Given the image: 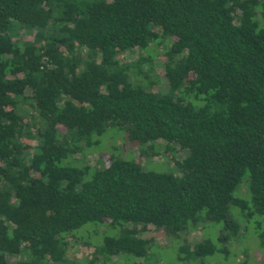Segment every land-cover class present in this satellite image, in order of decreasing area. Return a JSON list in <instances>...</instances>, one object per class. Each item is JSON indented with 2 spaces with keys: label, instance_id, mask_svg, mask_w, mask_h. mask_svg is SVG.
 Here are the masks:
<instances>
[{
  "label": "trees",
  "instance_id": "1",
  "mask_svg": "<svg viewBox=\"0 0 264 264\" xmlns=\"http://www.w3.org/2000/svg\"><path fill=\"white\" fill-rule=\"evenodd\" d=\"M109 129L145 156L171 148L176 170L77 163ZM262 217L264 0H0V264H71L70 236L103 225L90 264H139L151 226L237 234ZM185 246L181 264L219 251Z\"/></svg>",
  "mask_w": 264,
  "mask_h": 264
},
{
  "label": "rangeland",
  "instance_id": "2",
  "mask_svg": "<svg viewBox=\"0 0 264 264\" xmlns=\"http://www.w3.org/2000/svg\"><path fill=\"white\" fill-rule=\"evenodd\" d=\"M22 33L25 35L24 38H32L31 34H27V31L24 30ZM139 52L138 50L130 52L126 61L136 62L140 57ZM159 60L161 59L156 58L154 72L150 73L152 81L148 86L153 91L164 92L168 90L169 86L163 73L162 62ZM146 65L147 63H143L141 67L145 68ZM139 77L145 80V75L142 74ZM98 139H100L99 144H94L78 154L77 163L96 164L101 159H105L103 161L105 163L113 151L124 155L130 152L133 157L141 159L145 167H154L155 170L166 172L176 170L172 150L167 146L162 145L160 154L145 156L141 153L140 147L130 143L126 134L121 133L120 130L111 131L109 129ZM183 155L184 153L178 152L176 158H182ZM238 189L240 195L245 197L249 194L250 198V191L247 192L246 184L241 185ZM262 219L263 223L260 226L252 223L247 228H241L237 234H229L224 228L223 222H211L209 225L204 224L196 229L189 228L187 231L181 232L178 237L164 227L155 228L151 226L142 233L144 237L152 238L153 241L150 258L137 257L135 260L140 261L139 264H181L176 262V259L179 254L187 256V252H184L187 248L185 245L191 247L202 239L210 238L217 243L219 251L207 261L205 259L203 263H200L201 259H193L192 264H264V217ZM105 228V225L101 226L97 229V233L92 227L90 231L85 229L82 233L70 236L68 256L73 261L71 264H90L96 246L103 239ZM127 257L124 255L119 261L124 262ZM95 263L99 264V261ZM184 263L186 264V262Z\"/></svg>",
  "mask_w": 264,
  "mask_h": 264
}]
</instances>
